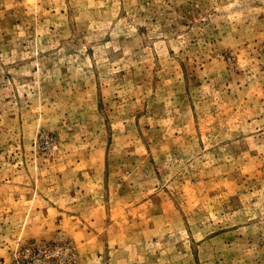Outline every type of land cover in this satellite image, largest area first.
<instances>
[{
    "label": "rangeland",
    "instance_id": "374dc122",
    "mask_svg": "<svg viewBox=\"0 0 264 264\" xmlns=\"http://www.w3.org/2000/svg\"><path fill=\"white\" fill-rule=\"evenodd\" d=\"M0 264H264V0H0Z\"/></svg>",
    "mask_w": 264,
    "mask_h": 264
}]
</instances>
